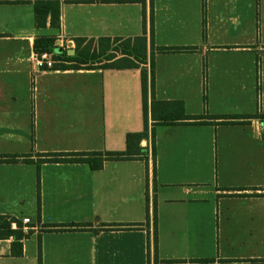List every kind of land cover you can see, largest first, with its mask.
<instances>
[{"label": "crops", "instance_id": "1", "mask_svg": "<svg viewBox=\"0 0 264 264\" xmlns=\"http://www.w3.org/2000/svg\"><path fill=\"white\" fill-rule=\"evenodd\" d=\"M35 2H57L59 24L48 15L38 27ZM257 6L0 0V156L15 159L0 162V216L31 223L20 257L13 236L0 239V264H39V251L40 264H264V122L151 118L153 100L180 102L189 117L264 115V9ZM39 38H145L146 62L121 70L39 68ZM143 132L142 155L103 160L96 171L37 163L50 153H124L126 136Z\"/></svg>", "mask_w": 264, "mask_h": 264}, {"label": "trees", "instance_id": "2", "mask_svg": "<svg viewBox=\"0 0 264 264\" xmlns=\"http://www.w3.org/2000/svg\"><path fill=\"white\" fill-rule=\"evenodd\" d=\"M35 23L38 27H43L46 17L50 15L51 24H59V4L57 2H35L33 5ZM55 39L39 38L34 42L35 54L51 53L54 50ZM75 54L68 56L66 51L54 56L55 64L53 69L58 70H93V69H138L140 65L146 62V40L145 38H135L133 40L118 39H98L86 40L76 39ZM187 48H156L157 53H178L186 51ZM153 55L151 54V66L153 64ZM141 85L144 103V114L146 119V76L144 71L141 74ZM153 89V81H152ZM151 118L154 122L177 123L183 125H206L208 121L222 119L221 124L232 125L237 119H259L264 122V115L245 116L241 118L227 117H189L184 115L183 106L180 102H157L151 104ZM146 130V129H145ZM147 138V133L128 134L125 139L126 151L124 153H50L39 155L40 160L37 163H74L87 164L91 170L99 169L103 160L131 159L142 155L143 151L139 147L140 142ZM154 154V152H153ZM13 156H0V162L12 163ZM29 162L28 160H24ZM155 185V184H154ZM40 204L39 197L37 201V213L39 216ZM16 223L17 230L11 229V224ZM31 232L23 233L21 222L15 218H6L0 216V239L13 236L15 242L12 244L13 255L20 257L22 246L20 241L27 239ZM153 254L156 260L157 256V235H156V213L154 211V228L152 238ZM147 248H150V238L147 235ZM38 261L40 264V251L38 252ZM199 264H209L208 261H199Z\"/></svg>", "mask_w": 264, "mask_h": 264}, {"label": "built area", "instance_id": "3", "mask_svg": "<svg viewBox=\"0 0 264 264\" xmlns=\"http://www.w3.org/2000/svg\"><path fill=\"white\" fill-rule=\"evenodd\" d=\"M71 49H75V43L72 40L59 39L58 41H56L54 43L53 52L35 54L36 65L39 68L52 69L54 64H55L54 56L57 55L56 50H61L63 52V51L71 50ZM30 224L31 223H30L29 219H27V218L22 219L21 230L23 233H27L30 230L29 229ZM11 226L14 228L16 227V229H18L16 223H12Z\"/></svg>", "mask_w": 264, "mask_h": 264}, {"label": "rangeland", "instance_id": "4", "mask_svg": "<svg viewBox=\"0 0 264 264\" xmlns=\"http://www.w3.org/2000/svg\"><path fill=\"white\" fill-rule=\"evenodd\" d=\"M255 1V9H256V5H258V11H259V8L262 7L264 9V0H253V2ZM201 2H203V6H205L207 0H201ZM254 5V3H253Z\"/></svg>", "mask_w": 264, "mask_h": 264}, {"label": "water", "instance_id": "5", "mask_svg": "<svg viewBox=\"0 0 264 264\" xmlns=\"http://www.w3.org/2000/svg\"><path fill=\"white\" fill-rule=\"evenodd\" d=\"M61 52H62L61 50H56V54H60ZM66 53L68 56H74L75 51L71 49V50H68Z\"/></svg>", "mask_w": 264, "mask_h": 264}]
</instances>
